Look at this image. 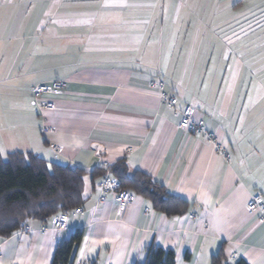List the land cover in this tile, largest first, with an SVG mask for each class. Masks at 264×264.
Returning a JSON list of instances; mask_svg holds the SVG:
<instances>
[{
	"label": "crops",
	"instance_id": "1",
	"mask_svg": "<svg viewBox=\"0 0 264 264\" xmlns=\"http://www.w3.org/2000/svg\"><path fill=\"white\" fill-rule=\"evenodd\" d=\"M157 75L175 105L150 88ZM58 78L66 87L41 113L32 88ZM186 106L203 131L178 126ZM0 147L3 158L100 170L84 176L83 212L56 214L63 231L55 215L0 236V264H52L76 229L67 264H143L157 247L175 264H212L221 245L230 260L264 264V219L246 208L264 180V0H0ZM119 160L188 201L186 212L138 194L122 210L110 193L99 200Z\"/></svg>",
	"mask_w": 264,
	"mask_h": 264
},
{
	"label": "trees",
	"instance_id": "2",
	"mask_svg": "<svg viewBox=\"0 0 264 264\" xmlns=\"http://www.w3.org/2000/svg\"><path fill=\"white\" fill-rule=\"evenodd\" d=\"M41 156L20 151L0 153V236L8 237L24 228L29 219L48 222L60 212H67L84 200V176L99 174V169L86 170L66 163H50ZM122 186L146 198L152 207L166 215L182 214L188 201L170 193L142 170L128 172L127 162L119 160L110 168ZM82 231L76 229L69 239L59 242L52 264H67ZM223 245L212 255V264H223ZM172 250L155 248L143 264H175ZM231 264H247L243 259H231Z\"/></svg>",
	"mask_w": 264,
	"mask_h": 264
},
{
	"label": "built area",
	"instance_id": "3",
	"mask_svg": "<svg viewBox=\"0 0 264 264\" xmlns=\"http://www.w3.org/2000/svg\"><path fill=\"white\" fill-rule=\"evenodd\" d=\"M65 79H53L50 81L40 82L33 86L32 93L34 100L37 104L39 111L42 113L45 109H53L55 107L54 101L48 98V95L57 94L66 87ZM150 88L157 91L159 98L166 102L169 106H173L177 103L176 96H169L164 89V82L160 76H156L150 81ZM180 128L186 129L187 131L200 132L203 131V122L196 121L193 118V109L190 106H186L180 112V119L178 122ZM51 130V127L46 123L42 124L41 131L47 133ZM207 138L213 143L217 150H221L220 141L213 134V132H206ZM51 149L55 152L58 151V147L51 144ZM99 188L101 194L99 200H106L105 194L110 193L114 202L117 204L119 210L127 207L135 198L136 193L127 187L122 186L120 180L113 174L106 172L102 175L99 182ZM255 194V195H253ZM260 192L256 191L252 193L246 202V208L249 212H259V219H264V204L260 203ZM76 213L83 212L81 207L75 208ZM60 217H63L64 222L62 223ZM52 226L57 233L63 231L67 227V217L64 214L56 215L52 221ZM57 240V237H54Z\"/></svg>",
	"mask_w": 264,
	"mask_h": 264
},
{
	"label": "snow or ice",
	"instance_id": "4",
	"mask_svg": "<svg viewBox=\"0 0 264 264\" xmlns=\"http://www.w3.org/2000/svg\"><path fill=\"white\" fill-rule=\"evenodd\" d=\"M8 2H11V0H8ZM114 6L129 7V5H127V4L114 5ZM232 59H235V57H232ZM236 131L239 132L240 129H237ZM0 151H3V148H2V147H0ZM37 151H43V150L37 148ZM49 167H51L50 164H49ZM259 187H260V190H261V192H260V197H259V198H260V203H261V204H264V180H262V181L260 182ZM253 195H255V194H253ZM72 215L75 216L76 214L73 213ZM60 220H61L62 223L64 222L63 217H60ZM73 227H75L74 223H69V224H68V229H69V231H71ZM86 241H87V238H86ZM86 249H87V243H85V247H82V248L80 249V251H81V255H84V254H85ZM89 250H90V249H89ZM232 255H234L233 252H229V253L225 254V256H224V260H223V264H231L229 257L232 256ZM140 258L142 259V257H140Z\"/></svg>",
	"mask_w": 264,
	"mask_h": 264
}]
</instances>
